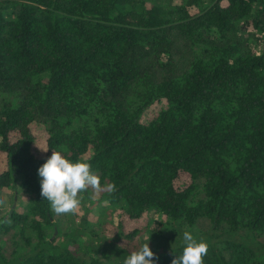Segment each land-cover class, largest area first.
Returning <instances> with one entry per match:
<instances>
[{
  "label": "trees",
  "instance_id": "16d2710c",
  "mask_svg": "<svg viewBox=\"0 0 264 264\" xmlns=\"http://www.w3.org/2000/svg\"><path fill=\"white\" fill-rule=\"evenodd\" d=\"M52 150L115 191L56 215ZM0 154V192L27 199L0 209V264H122L147 242L171 264L184 231L203 264H264V0H0ZM105 200L160 221L109 237Z\"/></svg>",
  "mask_w": 264,
  "mask_h": 264
},
{
  "label": "clouds",
  "instance_id": "9594fccd",
  "mask_svg": "<svg viewBox=\"0 0 264 264\" xmlns=\"http://www.w3.org/2000/svg\"><path fill=\"white\" fill-rule=\"evenodd\" d=\"M37 174L40 195L49 202L56 215L75 213L81 206V194L88 189H92L95 194L115 191V185L101 184L100 176L92 171L89 162H73L60 151L52 150L51 156L38 168ZM103 203L107 204L108 201ZM183 241L185 247L182 255L175 256L171 264H203L202 258L207 255L209 245L197 240L190 231L183 232ZM154 256L147 242L125 256L122 264H153Z\"/></svg>",
  "mask_w": 264,
  "mask_h": 264
},
{
  "label": "rangeland",
  "instance_id": "374dc122",
  "mask_svg": "<svg viewBox=\"0 0 264 264\" xmlns=\"http://www.w3.org/2000/svg\"><path fill=\"white\" fill-rule=\"evenodd\" d=\"M151 110V109H150ZM150 110L148 112H150ZM147 112V114H148ZM35 140L33 142L32 148L37 155L40 157H44L45 155V145H44V132L40 129H36L33 127ZM4 165V156L0 154V169ZM19 185H16L13 188H7L0 192V201H3L0 204L1 211L7 212L10 207L14 204V207L20 206L19 211L25 212L27 207H25L27 199L22 196L20 191H18ZM98 197V195L93 196L94 200ZM97 205V204H96ZM101 207H93L92 216L94 220L101 219L102 221H106L107 223H111L106 228L108 229L105 235L112 237L117 229H119L120 224L122 226V231L124 233H128L133 229L139 230L141 241L148 239V234L145 231H148L150 228H153L159 223V215L155 214L153 211L145 212L141 218L137 220H127L122 217V215L118 214L115 211V205L103 204L102 210ZM75 213L80 215L81 211L78 208ZM125 240H120L119 243H124ZM132 247V246H131Z\"/></svg>",
  "mask_w": 264,
  "mask_h": 264
},
{
  "label": "water",
  "instance_id": "95a60500",
  "mask_svg": "<svg viewBox=\"0 0 264 264\" xmlns=\"http://www.w3.org/2000/svg\"><path fill=\"white\" fill-rule=\"evenodd\" d=\"M14 207V204L12 205V208Z\"/></svg>",
  "mask_w": 264,
  "mask_h": 264
}]
</instances>
